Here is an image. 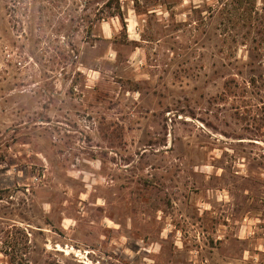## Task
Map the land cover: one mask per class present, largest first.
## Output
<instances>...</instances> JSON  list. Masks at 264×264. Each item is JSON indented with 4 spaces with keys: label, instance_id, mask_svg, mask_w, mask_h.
<instances>
[{
    "label": "rangeland",
    "instance_id": "obj_1",
    "mask_svg": "<svg viewBox=\"0 0 264 264\" xmlns=\"http://www.w3.org/2000/svg\"><path fill=\"white\" fill-rule=\"evenodd\" d=\"M19 1L0 0V264H264V0H120L65 74Z\"/></svg>",
    "mask_w": 264,
    "mask_h": 264
},
{
    "label": "trees",
    "instance_id": "obj_2",
    "mask_svg": "<svg viewBox=\"0 0 264 264\" xmlns=\"http://www.w3.org/2000/svg\"><path fill=\"white\" fill-rule=\"evenodd\" d=\"M15 1L18 2L19 0ZM69 1L68 3V0H34L36 32L34 42L47 45L42 48L41 51L43 53L52 49L55 55L52 57L53 64L51 68L53 70L55 68L60 74H65L68 71L67 67L69 64L73 65L78 62L80 50L73 44V36L81 30L82 26H84V31L87 27L86 31L87 35H89L96 21L121 16L120 0H95L97 3L103 2L104 4L102 8H98L94 12V17L89 12L92 0ZM114 4L117 6L115 9H113ZM67 25H69L68 32L63 34ZM85 25L87 26L85 27ZM54 37L59 44L52 47L49 42ZM24 261L26 262L25 264H29L25 259ZM12 262H15V259Z\"/></svg>",
    "mask_w": 264,
    "mask_h": 264
}]
</instances>
